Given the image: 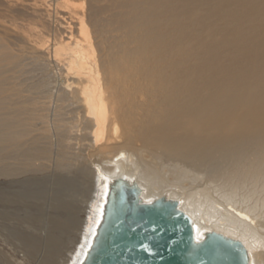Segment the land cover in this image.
Here are the masks:
<instances>
[{
    "label": "bare ground",
    "instance_id": "obj_1",
    "mask_svg": "<svg viewBox=\"0 0 264 264\" xmlns=\"http://www.w3.org/2000/svg\"><path fill=\"white\" fill-rule=\"evenodd\" d=\"M119 179L264 264V0H0V205L40 212L0 237L49 251L46 212L92 194L80 264Z\"/></svg>",
    "mask_w": 264,
    "mask_h": 264
},
{
    "label": "water",
    "instance_id": "obj_2",
    "mask_svg": "<svg viewBox=\"0 0 264 264\" xmlns=\"http://www.w3.org/2000/svg\"><path fill=\"white\" fill-rule=\"evenodd\" d=\"M80 264H251L244 244L217 232L198 239L193 220L167 196L146 202L134 181L110 185Z\"/></svg>",
    "mask_w": 264,
    "mask_h": 264
},
{
    "label": "rangeland",
    "instance_id": "obj_3",
    "mask_svg": "<svg viewBox=\"0 0 264 264\" xmlns=\"http://www.w3.org/2000/svg\"><path fill=\"white\" fill-rule=\"evenodd\" d=\"M0 186L3 189H6L5 186L10 188L6 184H3V185L0 184ZM73 189H72L73 192L70 191L67 194L66 198L64 199L63 204H61V205L55 204V206H60L62 209L59 208V209H57V211L56 210L53 211V209H51L50 211L46 212L47 216H49L48 218H51V220L52 219L53 220L60 219L62 221V227L59 226V228H58V230L56 232L52 231V232H49L48 234H46L47 236H52V237L55 238V240H53L55 242V244H54V242L52 243L51 249L49 251H53L54 255L56 254V257H57L56 261L59 262V263L56 262V264H60V262H61V264H66L67 263L66 260H68V258L71 256V252L70 251L75 248L76 244H79V241L81 239L79 234H81V231L83 230V225L78 222L76 224V226H74L75 230L72 229V228L69 230L68 226H66V225H67V222L69 220H72V219L73 220L79 219V220L84 222V220L87 217V215H86V211H87L86 207L90 204V201H89V204H88V200H91V197H92V194H90V196L88 197L90 199H87V198H86V200L83 199V201H84L83 204L85 203L83 205V204L79 203L80 197H77L75 199V195L78 192L76 193L75 190H73ZM78 204L79 205L81 204L80 205V209H78V211H74V213H73L72 207L73 206L77 207ZM22 206H23L22 204L21 205H13V206L0 205V209L3 210V211H5L7 209L6 210V212H7L6 215L10 216V218L12 217L17 222H19L20 220L25 219V218H23V215H21V214H24L27 211H29V212H27L29 214H31V212L33 214L34 213H36V214L40 213L39 209H36L35 207L34 208H28L27 206L25 207V205L23 207ZM5 207H8V208H5ZM78 208H79V206H78ZM30 209H31V212H30ZM79 210H81V211L79 212ZM70 212L73 213L72 217H69L70 214H72ZM75 213L77 214V217H74ZM53 214H55V215H53ZM12 223H13V221H12ZM14 227L20 228V226L19 227L18 226H14ZM32 239H33V241L39 239V240H37V242H38V241L42 240V237L39 236V234H38L37 238L32 237ZM7 243H8L7 241H5L2 237H0V253H1L0 254V258H1L0 259L1 260L0 264H45L44 261H45V259H47L48 255H49L48 247H43L42 250L39 253H35L34 254L30 250H27L25 252L24 251H18L17 252L15 248L11 247L10 244L9 243L7 244ZM43 250H45V251H43ZM53 254H52V256H53ZM59 254L62 255V256H60ZM48 258H50V255H49Z\"/></svg>",
    "mask_w": 264,
    "mask_h": 264
},
{
    "label": "snow or ice",
    "instance_id": "obj_4",
    "mask_svg": "<svg viewBox=\"0 0 264 264\" xmlns=\"http://www.w3.org/2000/svg\"><path fill=\"white\" fill-rule=\"evenodd\" d=\"M150 203V202H149Z\"/></svg>",
    "mask_w": 264,
    "mask_h": 264
}]
</instances>
